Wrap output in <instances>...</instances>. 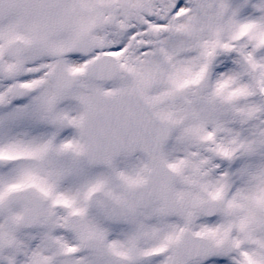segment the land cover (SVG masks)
I'll use <instances>...</instances> for the list:
<instances>
[{"label":"rangeland","instance_id":"374dc122","mask_svg":"<svg viewBox=\"0 0 264 264\" xmlns=\"http://www.w3.org/2000/svg\"><path fill=\"white\" fill-rule=\"evenodd\" d=\"M155 1L160 19L165 21L164 15L174 12L175 20L170 19V24L166 20V27H161L165 42L157 47L165 60L175 58V69L157 55L146 30H140L141 43L151 49L148 53L133 52L130 60V52L126 55L138 78L128 79L112 89L139 90L149 98L160 117L177 122L165 154L178 173L174 190L186 209V219L168 215L158 199L138 205L137 189L146 180L144 169L151 166L143 156H125L110 170L83 158L86 144L80 121L92 105L96 85H87L81 79L76 87L60 93L59 102L51 79L34 99L15 104L9 97L11 85H4L0 76V154L14 153L10 162L0 165V264H13L14 259H21L23 264H45L46 257L54 258L57 264H89L91 255L104 264H116L84 250V242L90 235L101 236L118 251L119 264H170L172 254L163 252V248L169 242L176 244L187 227L216 243L230 238L236 246V252L230 256L190 264H234L231 259L237 254L248 264H264V209L248 204L252 190L246 188V182L253 176L259 181L257 186L264 184V0H216L210 13V7L202 0ZM172 4L180 6L171 9ZM34 18L35 15L22 14L0 16V49L3 40L14 33L35 38ZM248 42L257 48H250ZM208 60L215 66L213 88L198 101L193 95V85L203 77ZM22 63L23 59L14 81L21 79L18 73ZM64 113H69L75 129L56 123V118ZM50 122L56 123V139H61L60 144L50 141L47 130ZM202 138L211 146L201 147L198 139ZM32 142H42L39 151L43 156L39 155L38 162L23 164L21 151L30 150L23 145ZM207 149L221 156L211 158ZM29 158L34 160V155ZM34 176L53 186L59 197L72 198L74 203L65 200L60 205L55 203L60 213L52 215L47 226L44 221L48 210L39 227L24 230L16 225L24 211L23 204L4 210L5 199L9 191L36 184L29 183ZM40 187L51 196V192ZM93 189L131 203L135 207L133 215L112 218L89 200ZM263 190L261 186L260 191ZM212 199L221 202L222 210L213 219H207L197 213L196 204ZM226 211L228 215L236 213L233 224L231 216L224 217ZM57 223L64 230L60 235L53 230ZM7 226L15 233L8 234ZM149 235L152 240H148ZM60 236L65 243L62 255L52 242ZM156 236L159 241H154ZM5 240L15 242L13 250L5 248ZM71 246L77 247L80 254L68 255L66 250ZM151 251L156 254L143 262L141 255Z\"/></svg>","mask_w":264,"mask_h":264},{"label":"water","instance_id":"95a60500","mask_svg":"<svg viewBox=\"0 0 264 264\" xmlns=\"http://www.w3.org/2000/svg\"><path fill=\"white\" fill-rule=\"evenodd\" d=\"M2 2H0V7H4ZM15 3L14 5L17 6V0ZM115 76L114 74L113 77ZM211 78L212 66L208 68L204 81L198 84L197 95L207 90ZM107 99L113 104L124 103L116 98L108 97ZM126 104L123 108L109 106L107 114H91L87 117L84 127L87 142L86 157L93 164H107L111 167L115 158L128 150L131 152L145 151L153 160V171L149 175L148 182L140 188L141 202L145 203L158 196L163 200L169 213L181 219L185 218V210L172 189L176 175L166 166L163 157L162 146L171 139L174 129L173 122L159 119L148 101L140 95L133 103ZM209 153L215 156L213 152ZM16 201H25L29 206L34 207L33 210L28 209L25 212L24 217L19 221V226L32 228L37 225L38 218L43 214L45 202L25 190L11 194L10 204ZM106 205L115 217H125L132 213L131 207L112 201L108 197H106ZM198 207L203 215L209 217L215 216L218 211L217 203H201ZM96 243L97 241L92 239L89 248H94ZM13 245L11 243L10 247ZM228 245V242L213 244L210 238L195 235L187 229L179 242L178 249L173 251L172 264H189L195 259H208L229 254L232 251L227 249Z\"/></svg>","mask_w":264,"mask_h":264},{"label":"flooded vegetation","instance_id":"af4514ba","mask_svg":"<svg viewBox=\"0 0 264 264\" xmlns=\"http://www.w3.org/2000/svg\"><path fill=\"white\" fill-rule=\"evenodd\" d=\"M151 3L154 4V0H61V10L51 16L45 14L41 1L35 0L28 9L22 11V15H35L37 36L30 39L36 40L35 47L41 49L39 62L44 54L51 55L60 30L70 33L66 39L71 41L73 46L89 47V55L96 54L97 57L99 54H114L121 69V76L115 82L103 86L107 93H117L122 90L112 88L128 79L138 78L134 75L135 68L129 60L133 52L141 51L140 18L147 20L149 28L150 24L151 28H154L155 11ZM148 35L153 39L152 33ZM129 52L128 60L126 55ZM70 57L71 59H67V65L74 80L82 79L87 85H91L92 81L85 75V64L90 63L92 57L85 60L72 55ZM101 67L108 73L116 68V63L111 58L104 57Z\"/></svg>","mask_w":264,"mask_h":264},{"label":"bare ground","instance_id":"6f19581e","mask_svg":"<svg viewBox=\"0 0 264 264\" xmlns=\"http://www.w3.org/2000/svg\"><path fill=\"white\" fill-rule=\"evenodd\" d=\"M154 45V47L156 46V49H157V55L162 59V61L164 62V63H166V65L169 67V68H174L175 69V65H174V62H176V60H175V58L172 56V59H171V61H167V60H165L164 59V57L162 56V54H161V51H160V48L159 47H157V44H153ZM248 46L250 47V48H257V46L254 44V43H252V42H248ZM167 49H168V47H166ZM144 49H145V53H148V50L149 49H151V46H144ZM169 54L171 55V53H170V51H169ZM258 89V88H257ZM178 95H175V98L177 97ZM48 131H50V129H47ZM42 143V142H41ZM41 143H39V144H36V143H33L32 142V144L31 145H27V147H29V148H31V149H35L37 152H38V157L36 158V160H35V162H38L39 161V155H42L43 156V154H42V152L41 151H39V146L41 145ZM67 157V156H66ZM35 162H28V163H30V164H33V163H35ZM25 163H27V161H25L24 162V164ZM26 178H28V176L26 177ZM34 179L35 180H38L39 182H41V183H43V184H45L44 183V181L42 180V178H40V177H36V176H34ZM29 180H33V178L32 179H29ZM259 181H257V179H256V177H251L250 179H248V181L246 182V188H249V189H251L252 190V193H250L251 194V196L248 198V204L250 205V206H253V207H255V208H257V207H261V209H264V190L263 191H260V187L261 186H264V184H261L260 183V185H258L257 186V183H258ZM46 185V184H45ZM49 189H51V190H55V188L53 187V186H49V185H46ZM72 188L74 189V190H76V188H75V186H72ZM56 191V190H55ZM68 193H70V192H68ZM54 199L55 200H57V201H60V204H62L63 203V201L65 200V201H67V202H69V203H71L72 204V198H68V197H66V196H62V198L61 197H59L58 196V194L54 197ZM59 204V205H60ZM219 204H220V211L222 210V205H221V202H219ZM225 206H227V205H224V207ZM17 213H18V210H17ZM56 213H60V210L58 209V207H55V206H52V208H48V217L46 218V220L44 221V226H47L48 225V222L51 220V218H52V215H56ZM226 214L224 215V217H227L228 216V218H229V216H231L232 217V221H231V223L233 224L234 222H235V217H236V213H232V215L231 214H229L228 215V211H226L225 212ZM156 218L157 219H159V215H157L156 216ZM17 218L16 217H14V222H15V220H16ZM9 224V223H8ZM234 227H236V225H233ZM74 227H76V224H74V222H73V224H72V230L74 231ZM231 227H232V225H231ZM7 228V233L8 234H12V233H15L14 232V230H12L11 228H9L8 226L6 227ZM44 230H49V228H45ZM53 230H54V232L56 233V234H58V235H60V234H62L63 232H64V230H63V228H62V226L61 225H59L58 223L54 226V228H53ZM69 232H70V230H69ZM151 235H152V232L150 233ZM151 235H149L148 236V240L150 239V240H152L151 239ZM154 236L152 235V238H153ZM156 238L157 239H155L154 241H159L160 240V238H159V236H156ZM54 243V242H53ZM54 245L58 248V249H60L61 251H60V254L62 255V253H63V249H64V246H65V243H64V241H63V239H62V237L60 236V240L58 241V242H56V243H54ZM69 253V255H71V256H73L74 254H75V251H74V248H73V246H71V247H69L67 250H66V253ZM231 261L234 263V264H248L247 262H244L243 260H242V258L240 257V255L239 254H237L236 256H234L232 259H231ZM92 262H96L97 264H104V263H102V262H99L98 260H96V257L94 256V255H91V256H89V259H88V263L89 264H91ZM169 262H170V260H169ZM21 264H23V263H21ZM45 264H57V261H55L54 260V258H52V257H46L45 258Z\"/></svg>","mask_w":264,"mask_h":264}]
</instances>
